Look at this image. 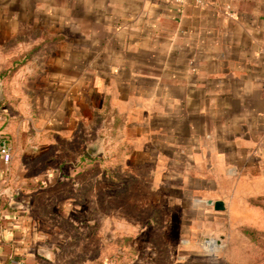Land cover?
I'll use <instances>...</instances> for the list:
<instances>
[{
	"label": "crops",
	"instance_id": "1",
	"mask_svg": "<svg viewBox=\"0 0 264 264\" xmlns=\"http://www.w3.org/2000/svg\"><path fill=\"white\" fill-rule=\"evenodd\" d=\"M15 67L0 79L12 153L83 174L98 143L145 192L131 206L164 220L264 199V0H0V76ZM10 168L0 156V264H58Z\"/></svg>",
	"mask_w": 264,
	"mask_h": 264
},
{
	"label": "rangeland",
	"instance_id": "2",
	"mask_svg": "<svg viewBox=\"0 0 264 264\" xmlns=\"http://www.w3.org/2000/svg\"><path fill=\"white\" fill-rule=\"evenodd\" d=\"M4 116L0 110V133L11 138ZM24 155L12 153L9 178L21 184L18 197L40 234L41 249L58 264H264V199L234 198L231 209L217 218L198 217V212L184 217L182 207H163L167 221L158 206H131L145 192L130 191L136 176L109 154H82L89 166L83 174L75 171L78 158L55 162L50 154ZM70 162L72 168L63 173ZM15 167L18 176L11 174ZM55 168L60 173L52 180ZM24 169L33 174H23ZM129 210L131 222L110 221ZM114 226L127 235L115 237Z\"/></svg>",
	"mask_w": 264,
	"mask_h": 264
},
{
	"label": "built area",
	"instance_id": "3",
	"mask_svg": "<svg viewBox=\"0 0 264 264\" xmlns=\"http://www.w3.org/2000/svg\"><path fill=\"white\" fill-rule=\"evenodd\" d=\"M179 4L191 3L193 5L201 6L205 3V0H176ZM0 156L4 164L9 167L12 164L13 156L10 148L8 138L5 134L0 133Z\"/></svg>",
	"mask_w": 264,
	"mask_h": 264
},
{
	"label": "water",
	"instance_id": "4",
	"mask_svg": "<svg viewBox=\"0 0 264 264\" xmlns=\"http://www.w3.org/2000/svg\"><path fill=\"white\" fill-rule=\"evenodd\" d=\"M2 100H3L2 87L0 86V101H2ZM98 148H99L98 143L93 144L92 146H90L88 148V154L90 156H95L98 153ZM214 208L218 212H224L226 210V206H225L224 202H222V201L215 202Z\"/></svg>",
	"mask_w": 264,
	"mask_h": 264
},
{
	"label": "trees",
	"instance_id": "5",
	"mask_svg": "<svg viewBox=\"0 0 264 264\" xmlns=\"http://www.w3.org/2000/svg\"><path fill=\"white\" fill-rule=\"evenodd\" d=\"M16 69H17V67H15V68H13V69H10L8 72L3 73V74L0 76V79H3V78H5V77H7V76H11V75H13V74L15 73ZM256 206H262V205H261V204H256Z\"/></svg>",
	"mask_w": 264,
	"mask_h": 264
}]
</instances>
